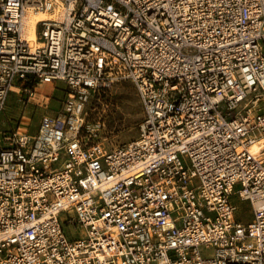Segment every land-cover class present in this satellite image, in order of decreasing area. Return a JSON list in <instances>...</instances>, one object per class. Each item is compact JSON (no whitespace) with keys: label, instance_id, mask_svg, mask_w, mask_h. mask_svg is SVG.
I'll return each instance as SVG.
<instances>
[{"label":"built area","instance_id":"obj_1","mask_svg":"<svg viewBox=\"0 0 264 264\" xmlns=\"http://www.w3.org/2000/svg\"><path fill=\"white\" fill-rule=\"evenodd\" d=\"M55 82L61 114L1 130ZM121 82L143 117L106 148L85 109ZM0 264H264V0H0Z\"/></svg>","mask_w":264,"mask_h":264},{"label":"rangeland","instance_id":"obj_2","mask_svg":"<svg viewBox=\"0 0 264 264\" xmlns=\"http://www.w3.org/2000/svg\"><path fill=\"white\" fill-rule=\"evenodd\" d=\"M68 95L69 90L62 82L38 87L35 96L30 99H24L18 91L11 92L2 116L5 124L1 125V130L17 127L21 123L28 135L35 136L41 117L61 114ZM85 117V123L94 129L90 140L103 144L106 148L136 139L143 117L136 88L131 82H121L100 95L91 96L85 109ZM235 203L238 208L236 217L241 221H248V204L239 201ZM64 231L67 235L71 233L66 225Z\"/></svg>","mask_w":264,"mask_h":264},{"label":"bare ground","instance_id":"obj_3","mask_svg":"<svg viewBox=\"0 0 264 264\" xmlns=\"http://www.w3.org/2000/svg\"><path fill=\"white\" fill-rule=\"evenodd\" d=\"M47 16L46 15H43V14H40V15H37V16H34V15H31V14H28L25 18V21H24V30H23V35L25 36L26 39L28 40H35V25H36V22L38 20H41V19H46ZM257 149L256 146H254L252 148L253 151H255Z\"/></svg>","mask_w":264,"mask_h":264}]
</instances>
